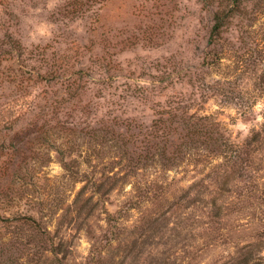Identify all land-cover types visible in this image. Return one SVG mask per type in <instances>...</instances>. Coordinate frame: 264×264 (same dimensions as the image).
Instances as JSON below:
<instances>
[{"label": "rangeland", "instance_id": "374dc122", "mask_svg": "<svg viewBox=\"0 0 264 264\" xmlns=\"http://www.w3.org/2000/svg\"><path fill=\"white\" fill-rule=\"evenodd\" d=\"M209 1L0 0V215L11 220L0 223V252L8 264H55L61 254L49 249L58 240L67 264H219L256 241L264 210L253 208L247 182L236 175L227 178L228 206L214 215L202 202L217 196L222 169L216 175L201 165L165 173L147 167L126 176L119 169L125 163L116 164L126 157L120 133L134 145L131 156L151 155L157 139L150 126L165 102L213 116L236 144L260 128L264 2L245 4L215 38L223 58L204 67L215 7ZM197 86L217 91L199 99L192 95ZM94 117L109 133L101 146L88 139ZM90 151L114 162L108 166L124 178L92 215H78L73 200L85 182L61 163L91 177ZM254 156L253 178L264 172V143ZM153 179L167 183L165 199L136 197L135 188ZM200 180L211 196L181 199V189ZM26 217L57 239L19 224ZM154 218L155 229L148 223Z\"/></svg>", "mask_w": 264, "mask_h": 264}, {"label": "trees", "instance_id": "16d2710c", "mask_svg": "<svg viewBox=\"0 0 264 264\" xmlns=\"http://www.w3.org/2000/svg\"><path fill=\"white\" fill-rule=\"evenodd\" d=\"M258 1L260 3L264 0H210L212 6H215L212 10V25L208 30V51L203 57L204 67L215 66L223 58V50L214 46L215 38L219 37L225 32L228 24L238 16H242L246 10L245 4ZM237 16V17H236ZM132 80H135L132 78ZM136 81H139L136 79ZM218 83V82H215ZM141 90V88H137ZM217 89L211 87L202 88L196 87L194 96L198 95L199 99H204L210 94H214ZM258 97L264 96V87L258 89ZM206 95V96H204ZM180 101L165 102L160 110L156 112L157 118L150 126V129L156 134L157 143H151V155H135L131 156L127 153L128 148L133 147L130 144V140L124 137V133L118 134L121 136L120 147L121 152L126 155L125 159H120L116 164L123 165L119 169L125 172L126 176L132 173V170L137 168H158L160 173L168 172L174 168H179L181 165H192L194 167L201 165L208 167L211 173L218 175L219 170L224 171L225 177L217 185V196L211 198L207 203L208 211L214 215L221 214L228 206L224 194L228 192L227 178L231 175H236L237 180L246 181L248 186L245 188L247 196L253 198L256 201L253 208L262 211L264 210V172L263 175L252 177L249 173L250 169H253L255 164V154L258 152L262 143H264V120L259 129L252 131L249 137L245 139L242 144H236L231 141L227 129L217 121L211 115H198L197 113H190V107L187 105H180ZM94 117L89 121L90 136L89 142L97 143L101 146L104 140H107L108 131L103 128L104 121ZM122 121L121 124H123ZM107 124V121H105ZM128 125V124H127ZM112 135V134H111ZM117 142L116 138L114 139ZM161 142L159 146L158 143ZM117 144V143H115ZM148 152V150L146 151ZM127 153V154H125ZM100 153L90 151L88 153L85 164L93 168L91 171V177L83 173L84 175L79 177L80 171H70L68 164L62 162V168L69 172V176L75 180L84 181V185L76 192L73 200L74 213L80 215L84 212L87 216L92 215L97 209H99L100 199L103 198L109 190L115 188L119 181L124 177H120V171L113 173V168L109 167V164L114 162L105 161ZM157 156V159L155 157ZM92 161L99 162L101 167L99 171L97 165H92ZM115 164V163H114ZM140 166V167H138ZM253 170H256L255 168ZM264 170V169H263ZM99 173V177L95 179L94 172ZM71 173V175H70ZM228 173V174H226ZM78 178V179H76ZM80 178V179H79ZM148 185H143L135 188L136 197L144 199V201H152L156 199H165L167 194V183L164 180L153 179L146 181ZM203 180L192 184L183 191L181 199H186L191 196V193L195 192L198 195L207 194L211 196L212 193H208ZM89 190L91 195L84 196V193ZM94 196H98L94 200ZM141 203V200H140ZM72 204V205H73ZM124 210L123 207L116 211L117 215ZM69 211V210H68ZM104 214L108 215V211L104 208ZM112 220H116L113 217ZM159 218L149 219L148 223L155 229L157 228V222ZM29 221V222H28ZM31 221V222H30ZM7 223L10 225L11 220L2 219L0 215V223ZM116 222V221H115ZM25 226H29L34 233L40 237L51 241L57 239L56 235H51L49 227L32 217H26L20 220V223ZM261 230L256 235V241L249 242L243 245L237 252L235 257L229 258L227 261H223L219 264H264V218L260 219ZM53 241V240H52ZM53 245L49 251L52 255L61 254V258H55V264H67L66 258L63 254L61 241L57 243L51 242ZM46 250V249H43ZM1 251V248H0ZM10 257V256H9ZM0 264H8L7 258L2 259L0 252Z\"/></svg>", "mask_w": 264, "mask_h": 264}]
</instances>
